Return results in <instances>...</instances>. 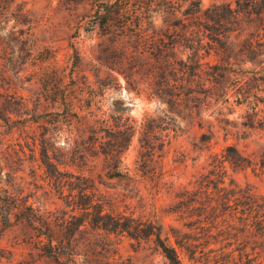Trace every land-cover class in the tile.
<instances>
[{"label": "rangeland", "instance_id": "374dc122", "mask_svg": "<svg viewBox=\"0 0 264 264\" xmlns=\"http://www.w3.org/2000/svg\"><path fill=\"white\" fill-rule=\"evenodd\" d=\"M100 1L0 0V185L19 192L48 223L0 232V264H170L154 236L136 237L118 228L126 224L149 231L157 221L183 264H226L231 258L230 264H250L241 250L262 246L259 234L246 226L244 211L251 189L259 196L257 210L264 197V51L232 67L229 100L215 87L194 91L181 106H170L143 82L131 84L110 68L119 65L116 49L135 50L136 37H181L188 21L198 23V16L187 11L236 0H132L109 29L96 22ZM209 58L217 61L215 55ZM240 72L250 90L246 98L239 95L242 102L235 86ZM74 83L83 86L84 112L100 116L86 135L100 139L74 142L77 127L65 124L51 138L49 154L61 172L94 177L88 198H80L77 190L70 197L69 186L63 195L49 184L41 147L50 127L42 113L57 110L54 99L62 101ZM127 126L134 135L123 153L122 167L130 177H123L112 169L114 161L99 141L115 137L113 144H127L120 131ZM149 144L152 154L145 148ZM228 145L253 164L241 169L226 162L219 172L212 155L223 159ZM91 198L108 216L100 219L93 207H82ZM204 204L225 213L232 222L227 232L199 221ZM49 236L65 245L51 248Z\"/></svg>", "mask_w": 264, "mask_h": 264}, {"label": "trees", "instance_id": "16d2710c", "mask_svg": "<svg viewBox=\"0 0 264 264\" xmlns=\"http://www.w3.org/2000/svg\"><path fill=\"white\" fill-rule=\"evenodd\" d=\"M131 1H100L96 7V15L99 17L96 22L103 28H111V23L114 20L124 16ZM187 13L198 16V23L191 24L188 21L184 25L181 37H136L135 50L116 49L118 50L119 65L118 67L110 66V68L125 74L127 81L131 84L138 85L143 82L145 88H151L159 99L170 106H181L185 97L191 96L196 90L207 93L209 89L215 87L221 90L219 95H223L226 100H229V81H231L235 70L232 67L249 59H257L259 54L264 51V0H236L235 4L232 1L212 2L207 6L200 4L198 8H192ZM244 22H247V26L244 25ZM247 28L248 31L243 36ZM118 40L119 38L115 39V43H118ZM180 53L181 55H179ZM211 55H215L217 61L210 59ZM235 79L237 80L235 86H239L236 90L237 100L242 102L240 94L245 98L250 95V90L245 89L248 80L243 72H240ZM85 83L89 86L92 84L88 81ZM195 85H198V89H194ZM82 89L81 84L74 83L69 92L63 95L62 101L59 98L54 99V102L58 103L57 110L42 113L44 124L50 126H46L47 131L41 138V147L45 157L43 163L48 168V182L63 195L69 186L67 195L74 198L76 196L75 190L78 191L77 194L80 198L83 196L93 197L94 177L85 173L75 176V174L61 172L51 161L49 145L51 138L55 134L58 135L65 124L77 127L78 133L73 138L74 142L87 137L90 141L100 139L91 132L86 135L88 131L93 132L94 128H97V121L98 119L100 121V116L97 119V115H92L89 111L84 112ZM0 118H2L1 113ZM120 131L125 132L127 144H113L115 137L110 139L113 142L108 139L99 141V143L103 149L102 152L113 159L112 169H115L120 176L130 177L129 172L124 170L126 168L122 167L124 164L123 153L130 144L134 133L129 132L128 126ZM111 135L113 136V134ZM211 139L212 136H209L205 138V141L210 142ZM145 148L151 154L155 151L153 144H149ZM224 152L223 159H220L217 153L212 155L211 164L219 172L226 170V162L241 169L253 164V159L244 156L234 145L226 146ZM15 173L16 171H12L11 175L8 174L12 177L10 185L16 184ZM224 180L225 176L219 174L218 181L224 183ZM4 186L0 185V232L22 224H28L32 227H38L36 226L37 223L48 224L46 223L47 220H42L41 213L33 204L24 203L19 192L17 194ZM247 195L245 204L248 211H244L246 214L245 224L259 234L262 246L259 248L251 246L252 252L243 248L240 256H247L250 264H263L264 197L261 196L262 203L257 210L258 194L251 189ZM229 202L228 200L226 204L229 205ZM81 205L85 209L93 207L100 219L108 216L104 212L103 205L99 202L94 203L93 198L84 201ZM199 215V221L211 223L220 231L227 232L232 225V222H227L228 220L223 216L225 213L219 211L215 206L204 204L202 213ZM233 216L230 215V217ZM118 228L134 233L136 237H143L148 234L154 236L156 244L170 264H183L177 248L168 243L162 236L163 225L161 222H153L149 231L126 224H121ZM64 245L63 240H56L55 242L49 236L51 248H61ZM63 257L62 254L57 255L58 259ZM231 259L227 260L226 264H230Z\"/></svg>", "mask_w": 264, "mask_h": 264}]
</instances>
